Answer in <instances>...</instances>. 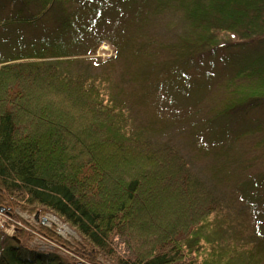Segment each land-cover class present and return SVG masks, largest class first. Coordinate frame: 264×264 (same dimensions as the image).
<instances>
[{"label":"trees","instance_id":"16d2710c","mask_svg":"<svg viewBox=\"0 0 264 264\" xmlns=\"http://www.w3.org/2000/svg\"><path fill=\"white\" fill-rule=\"evenodd\" d=\"M24 1L39 11L0 26L36 20L41 2L60 0ZM150 2L83 49L73 37L0 53V215L14 227L13 236L0 229V264H264V233L234 195L241 172L230 146L202 176L175 146L150 137L155 116L143 124L128 112L149 109L164 80L216 48L264 35V0ZM155 26L166 31L157 48ZM104 41L114 55L100 59L94 50ZM244 74L224 81L229 97L214 117L264 98V66L247 74H258L255 85H234ZM17 207L52 214L80 239L35 229ZM28 234L66 247L71 259L27 248Z\"/></svg>","mask_w":264,"mask_h":264},{"label":"rangeland","instance_id":"374dc122","mask_svg":"<svg viewBox=\"0 0 264 264\" xmlns=\"http://www.w3.org/2000/svg\"><path fill=\"white\" fill-rule=\"evenodd\" d=\"M41 3L47 7L37 15L36 20L0 26L2 55L27 49L32 42H68L73 37L75 41L79 40L73 44L74 49H83L80 45L91 41L96 35L115 27L117 30L118 26L127 23L136 9L152 7L150 0H60L50 4ZM39 8V4L34 2L0 0V19L31 16ZM90 8L97 11H86ZM62 17L68 18L67 25L62 23ZM149 34L155 39L156 48L159 43L165 42L166 31L162 26H155ZM233 41H236L235 38ZM103 43L97 45L94 54L100 59L113 56V47L104 46ZM262 64L264 35L247 43L222 45L216 48L214 54L205 55L192 66L164 80L149 109L143 104L138 107L131 105L128 112L134 122L143 124L150 115L155 116L158 121L153 123V130L148 133L150 137L175 146L193 170L202 176L210 175L209 164L214 163L218 153L221 155L222 151H226V146H230L231 158L236 159L234 168L241 172L234 195L239 204L251 208L247 212L249 220L264 233V98L226 116L214 117V113L222 109L225 99L229 97L226 89L231 85L226 86L224 81L237 72H244V75L234 79V85H255L258 74L251 77L247 74L251 69L264 66ZM103 93L106 94L105 91ZM128 100L130 102L132 98ZM14 211L35 229L42 223L68 243L74 244L80 239L70 226L50 213H30L19 207ZM7 220L4 216L0 217V229L13 236L14 227L12 223L7 227ZM24 244L36 251H56L64 259H71L72 256L66 247L58 249L53 241L39 234L26 235Z\"/></svg>","mask_w":264,"mask_h":264},{"label":"built area","instance_id":"2783aa9c","mask_svg":"<svg viewBox=\"0 0 264 264\" xmlns=\"http://www.w3.org/2000/svg\"><path fill=\"white\" fill-rule=\"evenodd\" d=\"M104 44V46H106L107 44L106 43H103ZM106 55H108V54H106ZM109 56V55H108ZM108 56H105V57H108Z\"/></svg>","mask_w":264,"mask_h":264},{"label":"water","instance_id":"95a60500","mask_svg":"<svg viewBox=\"0 0 264 264\" xmlns=\"http://www.w3.org/2000/svg\"><path fill=\"white\" fill-rule=\"evenodd\" d=\"M36 218H37V215H36ZM42 221H45V218H42Z\"/></svg>","mask_w":264,"mask_h":264}]
</instances>
